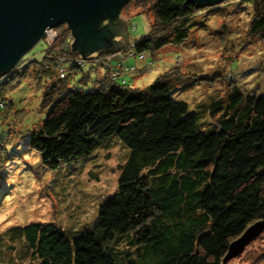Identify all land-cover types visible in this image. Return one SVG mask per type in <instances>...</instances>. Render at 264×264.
<instances>
[{"label":"trees","instance_id":"obj_1","mask_svg":"<svg viewBox=\"0 0 264 264\" xmlns=\"http://www.w3.org/2000/svg\"><path fill=\"white\" fill-rule=\"evenodd\" d=\"M244 1L252 8L246 32L264 38V0ZM126 3H146L152 16L149 32L130 43L136 52L130 55L139 60L144 51L182 46L191 17L201 9H217L183 0ZM67 31L59 30L38 61L20 69L16 63L0 76L31 62L38 65L35 71H52L56 78L49 77L42 87L44 117L29 134L28 149L49 170L89 155L111 137L129 151L118 165L116 190L98 205L92 227L67 237L53 222L28 223L7 246L9 260L0 264H17L10 253L34 264H221L229 242L251 223L264 222V94L243 93L226 74L181 75L175 69L172 76L179 80H227L224 93L199 120L185 102L170 96V70L139 88L121 74L112 77L106 66L90 89L70 88L63 81L66 72L79 70L89 56L81 58L70 47L73 38Z\"/></svg>","mask_w":264,"mask_h":264},{"label":"rangeland","instance_id":"obj_2","mask_svg":"<svg viewBox=\"0 0 264 264\" xmlns=\"http://www.w3.org/2000/svg\"><path fill=\"white\" fill-rule=\"evenodd\" d=\"M146 5L136 7L126 3L120 8L118 18L126 21L128 42L119 52L113 51L119 53L122 62L119 55L110 59L116 52H104L109 57L107 61L93 52L87 59L91 62L87 61L79 70L66 72L65 85L90 89L91 82L107 65L115 69L119 63L135 68L133 72H121L120 79L139 88L170 70L167 76L172 84L170 96L185 102L187 110L197 114L199 120H204L205 107L224 93L227 80L243 93L264 94V38L252 37L246 32L252 11L250 1L224 0L215 10H199L190 19L188 39L182 46L166 45L155 52L144 51L143 59L139 60L130 55L136 54L130 43L149 32L152 16L146 13ZM58 26L52 27L55 38L48 47L56 41L59 30L66 27ZM67 32L70 36L69 29ZM119 38V35L113 36L114 41ZM44 47L41 40L36 41L22 54L16 69L28 61H38ZM36 68L37 64L29 62L22 71L0 78V262L9 260L5 253L7 246L28 223L53 222L67 237L79 229L92 227L98 205L116 190L118 165L124 162L129 151L117 138L111 137L69 165L56 170L42 168L36 153L28 149L27 141L44 117L39 108L42 87L50 78L51 81L56 78L52 71L46 74L35 71ZM175 69L181 75L218 73L226 74L228 79L217 76L213 83L192 81V77L179 80L172 76ZM131 78H135L133 82ZM16 242L14 246L18 248ZM10 254L17 264H34L28 257L20 260ZM224 264H264V228Z\"/></svg>","mask_w":264,"mask_h":264},{"label":"water","instance_id":"obj_3","mask_svg":"<svg viewBox=\"0 0 264 264\" xmlns=\"http://www.w3.org/2000/svg\"><path fill=\"white\" fill-rule=\"evenodd\" d=\"M127 0H0V76L8 73L22 54L39 40L48 27L64 24L81 58L96 52H111L128 41L125 20L117 11ZM193 6L217 5L224 0H183ZM106 18L105 23H101ZM112 35L121 38L114 41ZM92 57V56H91ZM264 228L257 220L229 242L224 264L237 256Z\"/></svg>","mask_w":264,"mask_h":264},{"label":"built area","instance_id":"obj_4","mask_svg":"<svg viewBox=\"0 0 264 264\" xmlns=\"http://www.w3.org/2000/svg\"><path fill=\"white\" fill-rule=\"evenodd\" d=\"M40 38L44 42V46L48 47L51 44V42L53 41V39L55 38L53 28H50V29L46 28L43 31V34L40 36ZM119 67H121L122 70L118 69ZM127 69H128L127 66H123V65L118 64V66L115 69H112L111 75H112V77H114L115 75L120 74L116 70L126 71ZM58 71H59L58 75H59V77H61L63 75V69H59Z\"/></svg>","mask_w":264,"mask_h":264},{"label":"crops","instance_id":"obj_5","mask_svg":"<svg viewBox=\"0 0 264 264\" xmlns=\"http://www.w3.org/2000/svg\"><path fill=\"white\" fill-rule=\"evenodd\" d=\"M125 28H126V27H125ZM120 48H121V46L118 47V48L115 49V50H116L117 52H119V49H120ZM116 51H113V53L116 52ZM96 52H99V51H96ZM96 52H95V53H96ZM117 52L114 53L113 55H111V56H110V59H111V57H117V55H119V53H117ZM103 53H104V52H103ZM105 54H106V53H105ZM88 56H90V54H89ZM108 58H109V57H108ZM119 58H120V61L122 62V57H121L120 55H119ZM108 60H109V59H108ZM107 66H108V65H107ZM105 69H106V68H104V71H105ZM103 74H104V72H103L102 74H100L97 78H100ZM131 79H132V82H133L135 78H131Z\"/></svg>","mask_w":264,"mask_h":264},{"label":"flooded vegetation","instance_id":"obj_6","mask_svg":"<svg viewBox=\"0 0 264 264\" xmlns=\"http://www.w3.org/2000/svg\"><path fill=\"white\" fill-rule=\"evenodd\" d=\"M106 22V18L102 19L101 23H105Z\"/></svg>","mask_w":264,"mask_h":264}]
</instances>
